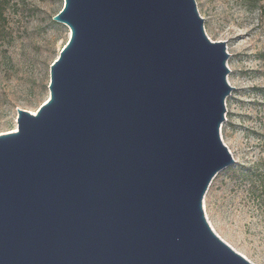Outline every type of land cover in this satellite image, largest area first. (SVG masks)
Returning a JSON list of instances; mask_svg holds the SVG:
<instances>
[{"label":"water","instance_id":"1","mask_svg":"<svg viewBox=\"0 0 264 264\" xmlns=\"http://www.w3.org/2000/svg\"><path fill=\"white\" fill-rule=\"evenodd\" d=\"M50 96L0 134V264H254L204 209L226 145L225 41L196 0H64Z\"/></svg>","mask_w":264,"mask_h":264},{"label":"rangeland","instance_id":"2","mask_svg":"<svg viewBox=\"0 0 264 264\" xmlns=\"http://www.w3.org/2000/svg\"><path fill=\"white\" fill-rule=\"evenodd\" d=\"M211 39L225 41L229 81L222 136L239 157L213 179L204 209L218 235L264 264V0H196ZM0 134L18 109L37 111L50 96V67L70 28L54 17L64 0H0Z\"/></svg>","mask_w":264,"mask_h":264},{"label":"trees","instance_id":"3","mask_svg":"<svg viewBox=\"0 0 264 264\" xmlns=\"http://www.w3.org/2000/svg\"><path fill=\"white\" fill-rule=\"evenodd\" d=\"M0 6H1V4H0ZM2 10H3V9H1V14H0L1 16L3 15V11H2Z\"/></svg>","mask_w":264,"mask_h":264},{"label":"bare ground","instance_id":"4","mask_svg":"<svg viewBox=\"0 0 264 264\" xmlns=\"http://www.w3.org/2000/svg\"><path fill=\"white\" fill-rule=\"evenodd\" d=\"M34 114L36 113L35 111L33 112ZM17 130V127L14 129V131H16Z\"/></svg>","mask_w":264,"mask_h":264}]
</instances>
